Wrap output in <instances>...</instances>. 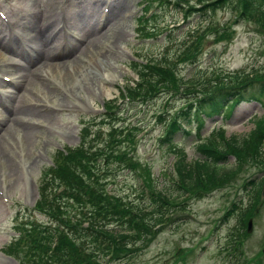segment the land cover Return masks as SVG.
I'll list each match as a JSON object with an SVG mask.
<instances>
[{
    "label": "rangeland",
    "instance_id": "obj_1",
    "mask_svg": "<svg viewBox=\"0 0 264 264\" xmlns=\"http://www.w3.org/2000/svg\"><path fill=\"white\" fill-rule=\"evenodd\" d=\"M49 1L53 2L52 6L49 5ZM94 1L96 0H2L3 4L0 5V25L2 29L4 28L6 38L10 41L22 40L9 46L0 42V57L6 58L5 65L7 67L14 63L17 65V68L0 69V74L16 77L18 75L15 74H22L19 67H24L25 71L30 73L28 79L20 81L25 89L22 91L19 84L16 93L10 97L11 108L10 99L4 104L9 110L2 111L0 103V116L5 118L0 122L2 137L0 181L6 182V187L0 186V190H3L11 201L5 203L0 197V246L15 236L13 218L16 216L17 207L35 206L39 199L38 188L42 171L52 166L53 161L62 159L57 151L80 143L82 120L98 118L99 121L105 113L104 105L109 98H112L109 101L120 98L123 89L138 80L132 67L135 66L134 69L139 71L138 67L142 60H167L171 66L177 64L178 75L186 78L196 76L200 67L203 72L216 71L220 75L239 70L247 73L252 71L264 73V33L254 20L245 18L239 10L236 12L226 7L215 13L210 12L212 14L208 17L197 13L186 20L184 11H173L167 4L157 10L159 23L163 28L156 30L152 36H147L133 32L135 19L141 13V0ZM109 2L114 5L117 2L123 3L122 13L115 18L118 22L127 23L132 30L121 29L116 38L112 36L113 32L108 33L112 30L109 29L111 26H104L101 18L98 30L100 39L94 43L86 40L82 46L76 45L75 42L70 44L69 40L65 42L60 36L57 38L59 28L52 37L42 34L46 31L50 19L55 23L62 19L71 24L79 23L75 13L82 5L86 8L106 7V3ZM191 4L196 5L197 1L191 0ZM4 6L5 13L1 9ZM128 11L130 14L124 17ZM33 16L35 24L32 22ZM10 18L15 21V28L4 25L3 21L7 22ZM215 24L220 29L231 25L234 34H230L229 39L221 42L213 33L207 34L202 53L198 57L200 65L179 63L183 50L197 37L196 31L213 27ZM148 27L151 28V25ZM14 29H18L20 38L11 36ZM226 31L229 33L230 30ZM36 33L40 39L49 37L52 42L50 49L45 51V55L51 60L47 61L45 68L40 69L43 74L41 76L38 68L42 64L34 63L32 66L30 61L31 48L42 44L40 40L33 39ZM62 33L67 39L68 37L79 39L77 30L73 28L63 30ZM2 35L3 32L0 31V36ZM102 46L109 54L106 57L98 55V52L103 50ZM72 47L74 53H70ZM89 58H93L95 63L99 58L101 64L112 69L110 71L116 78L110 81L111 84L103 77L106 74L104 70L98 67L89 72L87 80L82 81L83 76L80 77V74L84 73L88 64L86 60ZM78 65L81 67L77 72ZM50 67L56 80L45 75V71ZM252 74L256 75V72ZM73 84L79 87L82 95L72 90ZM111 86L112 95L107 91ZM246 92L250 94L252 89L247 88ZM156 95L157 97L145 106L123 103L119 115L123 114L128 123L140 129L136 156L143 166L151 170L153 184L156 182L160 189L172 191L177 197L176 204L182 205L165 214L164 223L157 227L161 232L150 243L144 245L140 253L128 261L107 264H264V196H261L264 186V153L259 158L249 155L246 160L241 161V164H245L240 167L236 155L232 154L223 165L226 170L236 169V174L211 193L202 192L203 195L194 193L192 196L176 192L173 189L172 178L175 168L172 164L176 160V154L181 155L183 152L170 151V148L160 141L164 126L159 115L165 114L171 108L180 107L186 98L182 95L173 97L175 92L170 88L162 89ZM49 98V109L43 110L34 106L36 101H48ZM27 104L41 113L18 124L10 113L20 107L27 108ZM83 104L86 107L82 108ZM263 115L264 108L260 103L246 101L233 110L229 117L217 116L206 120L202 132L208 134L216 125L217 130L221 126L223 129L226 128L227 138L233 136L238 139L247 138L260 121L264 122ZM169 116L171 115L165 118L169 120ZM30 127L35 128L34 134L32 137L27 136L26 139L22 135V130ZM191 131V137L179 133L174 140L179 143V148L185 150L188 161L200 157L195 148L197 136L194 127ZM107 183L108 189L116 195L123 196L148 211H156L155 204L147 196L146 188L136 173L115 166L108 173ZM258 184L260 187H257ZM256 187L261 188L257 201ZM252 205L255 212L248 214L253 220L252 232L241 233L238 223L241 211L233 217H227L228 211L235 209V206L251 208ZM158 217L156 212L153 221ZM226 217L227 220H224ZM37 219L47 220L39 214ZM236 245L238 251H234ZM0 264H18V261L0 253Z\"/></svg>",
    "mask_w": 264,
    "mask_h": 264
},
{
    "label": "trees",
    "instance_id": "obj_2",
    "mask_svg": "<svg viewBox=\"0 0 264 264\" xmlns=\"http://www.w3.org/2000/svg\"><path fill=\"white\" fill-rule=\"evenodd\" d=\"M154 1V0H153ZM168 1V0H167ZM177 2L175 4V9L184 8L180 3L185 4L188 3L187 0H174ZM207 1H211L212 4L210 6L213 10L222 8L225 6L228 0H200V3H207ZM236 0H230L229 3H234ZM243 3V12L244 15L249 16V18L254 19V16L258 18L263 30H264V0H242ZM169 4H171L168 1ZM178 5V6H177ZM205 6L207 9L208 7ZM193 8V6L191 7ZM188 14H193L192 10H186ZM199 11V10H198ZM200 12V11H199ZM157 20L158 17H155ZM255 20V19H254ZM152 63V62H150ZM141 79L143 80V84H140L136 88H131V95L135 94L139 96V91L143 90L148 94V96H152L153 93L159 91L161 87L172 86L179 91L180 87L177 83V79L174 77L173 72L167 70L162 67V63H154L143 65L141 68ZM260 78L255 80V83L250 80L246 83L245 88L254 89L257 91H264V83L261 82ZM227 84L223 83V81L215 79L211 84V88L209 90V94L213 95L214 100H212L207 95L206 98L199 99L197 101L196 110L203 113L207 118L213 116L215 114H219L221 110L223 111L224 105L227 104L230 100L231 91L227 90ZM193 89V88H192ZM232 89V88H231ZM195 90V89H194ZM240 98V97H239ZM228 107H232L228 105ZM192 105L189 106L187 112H183L178 115V119L176 120V124L174 127H169L171 130L170 135L174 134V130L178 129V122L183 120H188L189 122L192 119V116L196 118L195 114H193ZM195 111V107H194ZM105 123V121H103ZM169 130V131H170ZM115 133V132H114ZM114 133H110V142H107V150L105 152V161L108 165L110 162H120L125 165H128L131 161V158L128 159V152H120L119 150H113L110 147L114 143ZM97 134H100L98 132ZM130 133L129 136H131ZM212 139L206 142L202 146V150H200L201 158L196 159V161L191 165V163L187 160L186 155L183 153L181 158H179L177 162V169L180 183H178V188L181 189L184 194L192 192V193H211L212 191L222 187L226 181L231 178L234 174H236V169L226 170L224 168V163L227 162L228 158L233 154L236 155L238 159V167H240L241 161L246 160L249 155L252 154L254 158H259L260 155L264 153V122L260 121L259 125L256 127L252 133L247 138L238 139L236 136H233L231 139H224L223 133L220 132L214 133L212 135ZM118 137V136H117ZM132 139H129L131 141ZM91 151L93 146L86 144V141L77 149L72 150L70 154L77 153L72 158L67 157V163L60 164L58 163L55 168H53L54 181H60L64 190L60 193H57L53 200L57 203H63L64 209L59 211L57 208L56 217L60 221L58 225L59 232L63 235L61 237V241L58 245V248L54 251L51 250L48 241L51 239L52 232H48V234L42 235L41 232L37 234L33 238V242L31 241V236L34 233H37V226H31V230H33V234H30L27 238V242L29 246L27 247V262H22L19 257V248L10 249L9 255L16 256L20 259L21 264H66L70 260L78 259L79 264L82 262V254L78 250V246L75 244L72 237L81 238L85 233L89 234L90 237L93 238L94 242H97V250H101L103 244L108 240L107 249L110 247L115 251V253H128L131 252L132 246H137L139 242H145L143 239L145 235H149V240H151L154 235L152 234L151 222L148 219V213L145 211L143 215L139 218L138 223L136 222L135 226L138 229L137 232L130 233L127 235L125 233V229L120 227V230H113L110 232H102L99 229V224L101 221H107V215H112L114 220L122 225L121 220L123 216H126V206L127 204L123 201L119 196H107V189H105L106 185L100 181L98 173L94 172L95 166L85 165L88 160V152ZM103 155V151L101 148L97 147L94 154L91 155L90 159L97 160V158H101ZM124 160H127L124 163ZM247 164V163H246ZM135 167L136 165H132ZM99 168V167H98ZM97 170V168L95 169ZM48 173L46 174L45 179L47 178ZM62 178L65 182L63 184ZM260 187V184L257 185ZM256 187V188H257ZM261 188H257L255 191L256 201L258 200L257 195H259ZM153 201L159 204L158 211L160 215L164 214L162 208L167 209L168 206L176 208L175 198L171 195H166L163 192L156 191L153 194ZM102 199V200H101ZM100 200L105 204L100 207ZM253 200V199H252ZM255 201V202H256ZM43 204V201L40 202V205ZM71 204L80 206L82 208H87L88 211L82 214V218L78 220L77 218H72L67 215L66 211L70 208ZM235 205V204H234ZM108 207L112 208L108 212ZM235 209H231L228 213L236 214L235 212L241 211L239 214L240 227L243 231L246 232L248 229V220L251 218L248 214H254L255 207L248 208H240L239 206H235ZM106 210V212H103ZM61 214H64V219H61ZM105 214V215H104ZM105 217L102 220L95 221V217L99 216ZM66 217V218H65ZM89 222V226L86 227L85 230L82 229V222ZM100 221V222H99ZM83 223V224H84ZM77 225V226H73ZM84 232V233H83ZM101 236V240L99 237ZM108 237L107 238H105ZM94 264H97L95 257L89 258ZM85 262V259L84 261Z\"/></svg>",
    "mask_w": 264,
    "mask_h": 264
},
{
    "label": "bare ground",
    "instance_id": "obj_3",
    "mask_svg": "<svg viewBox=\"0 0 264 264\" xmlns=\"http://www.w3.org/2000/svg\"><path fill=\"white\" fill-rule=\"evenodd\" d=\"M49 5L52 6L53 2L49 1ZM32 8H34V7H32ZM111 8L106 12L102 6H98L96 8L95 7H87L86 8L84 5H82L81 9L79 8V10L75 13V17L79 20V23L75 22L74 24H71L67 20L63 21V19L58 21V23L57 22L55 23L54 20L50 19L49 23L47 24L46 31L43 32L42 34L49 35V37H52L53 35H55L56 30L59 28L57 30L58 34H56V36H57V38H58V36H60L61 38L60 37L59 38L65 42H67L69 40V43L75 42L78 46H82V44L86 40H90L89 43H94L98 39H100V37L98 35L99 34L98 30L100 27V17L103 16L104 18L102 19V24L104 26L106 25L107 27L111 26L109 29H112V30L108 31V33L113 32L112 36L117 38V36H118L117 34L119 33V30L127 29L128 24L124 23V22H118L115 18V16L122 13L123 3L117 2L116 5L112 4ZM87 9H91V10H87ZM96 18H97V21H95ZM32 22L35 24V16H33ZM60 25H62L61 28L59 27ZM69 28H73V29L77 30V32L79 34V39H77L76 41L70 37H68V39H67V37L62 32H63V30H66ZM103 28H105V27H103ZM0 31L3 32L2 37L0 36V42H2L3 44H8V46H9V44H12V43H19L17 41L9 42L6 39V36L4 34V31L1 27V25H0ZM49 37H45L44 39H40L38 37L37 33L33 37V39L40 40L43 44V45L41 44V45H37L36 47L31 48L32 49V56H33V62L38 63V64H42V66L40 67L42 69L46 67L47 61L51 60V58H49L45 55L46 49H48V48L50 49V45L52 43L50 41ZM89 43H87V45ZM44 47H45V49H44ZM98 55L100 57H102V56L106 57L109 54L107 53V51L103 47V50H100L98 52ZM86 61L88 62V64H86V66H85L84 73L80 74V77L83 76L81 78L82 81H84V79L87 80V77L89 76V72L93 71L94 68L97 67V64L94 62L93 58H89ZM0 62H3V57H0ZM80 67H81V65H78L77 72L80 70ZM0 68H1V66H0ZM110 70H112V69L108 66V69H107L108 72L105 75H103V77L106 78L107 80L113 81L114 78H116V76ZM21 72H22V75L19 77V79L12 80V82L14 84H17L19 81H21L25 78L26 79L29 78V76H30L29 72L25 71V69L21 70ZM45 74H48L51 78L56 80V77L53 73V69L51 67L45 71ZM109 89H107V91L110 94H112V91H111L112 89L111 88H109ZM72 90L77 91L78 92L77 94H79V95L81 94V90L75 84H73ZM1 92L4 93V91H1ZM88 104H90V103L88 102ZM83 107H86V105L83 104ZM12 115L14 116V121H18V123H21L27 118H33L35 116H39L40 112L33 110L31 108L20 107V108L16 109L15 111H13ZM4 119L5 118L0 117V122L4 121ZM34 130H35L34 127H30L28 129L25 128L22 130V133H23L24 137L27 139V136L32 137V135L34 134ZM1 143H2V137H0V144ZM1 155H2V153L0 152V156ZM10 168L14 171V168L12 166H10ZM0 186L6 187V182L0 181Z\"/></svg>",
    "mask_w": 264,
    "mask_h": 264
},
{
    "label": "water",
    "instance_id": "obj_4",
    "mask_svg": "<svg viewBox=\"0 0 264 264\" xmlns=\"http://www.w3.org/2000/svg\"><path fill=\"white\" fill-rule=\"evenodd\" d=\"M263 196H264V191H263ZM252 230V221H250V224H249V232H251Z\"/></svg>",
    "mask_w": 264,
    "mask_h": 264
}]
</instances>
